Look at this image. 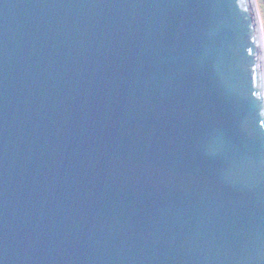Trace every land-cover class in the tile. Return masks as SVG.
<instances>
[{
  "label": "water",
  "instance_id": "1",
  "mask_svg": "<svg viewBox=\"0 0 264 264\" xmlns=\"http://www.w3.org/2000/svg\"><path fill=\"white\" fill-rule=\"evenodd\" d=\"M0 264H264L254 0H0Z\"/></svg>",
  "mask_w": 264,
  "mask_h": 264
},
{
  "label": "rangeland",
  "instance_id": "2",
  "mask_svg": "<svg viewBox=\"0 0 264 264\" xmlns=\"http://www.w3.org/2000/svg\"><path fill=\"white\" fill-rule=\"evenodd\" d=\"M257 2V6H258V11L260 15V20L259 23H261L262 25L260 26V34H261V41H262V48H263V52H264V0H256ZM262 26V27H261Z\"/></svg>",
  "mask_w": 264,
  "mask_h": 264
},
{
  "label": "bare ground",
  "instance_id": "3",
  "mask_svg": "<svg viewBox=\"0 0 264 264\" xmlns=\"http://www.w3.org/2000/svg\"><path fill=\"white\" fill-rule=\"evenodd\" d=\"M254 3H255V6H256V11H257V20H258V24L259 25H262L261 23H259V21H261L260 20V15H258L259 14V11H258V6H257V2H256V0H254ZM262 27V26H261ZM259 29H260V26H259ZM264 37V36H263Z\"/></svg>",
  "mask_w": 264,
  "mask_h": 264
}]
</instances>
